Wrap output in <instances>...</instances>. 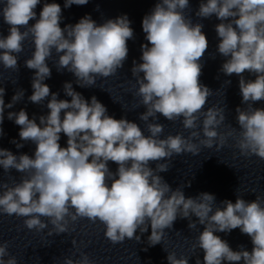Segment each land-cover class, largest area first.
<instances>
[{"label":"clouds","instance_id":"obj_1","mask_svg":"<svg viewBox=\"0 0 264 264\" xmlns=\"http://www.w3.org/2000/svg\"><path fill=\"white\" fill-rule=\"evenodd\" d=\"M88 2L65 0L64 7ZM39 3L40 0H0V16L10 26L9 34L0 36V63L4 68L17 69L16 54L23 51V41L31 36L34 52L25 66L36 71L33 93L28 99L42 104L51 95L46 105L49 113L39 117V124L35 118L29 119L23 109L8 113V119H14L20 126V139L33 142L36 148L34 157L16 156L0 148V166L4 171L15 169L26 174L14 186L0 184V189H4L0 193V213L27 217L24 225L29 230L42 231L51 224L49 236L66 233L69 221L99 220L105 225V237L113 244L126 238L140 242L137 230L143 234L150 225L149 246L161 243L165 229H171L177 217L188 219V227L195 228L196 222L190 219L194 214L199 224L205 225L197 237L198 244L193 245L204 251V264L223 261L264 264V206L259 196L251 202L237 196L235 203L225 200L221 202L223 207L213 211L216 203L213 194L186 198L180 188L173 190L159 175L169 169L167 163L159 161L174 154L199 153L193 138L200 136L195 129L201 115L205 139L199 140V144L212 148L218 138L219 149L235 132L233 129L225 135L216 130L225 121L224 109L212 107L202 111L212 93L199 80L200 61L208 49V40L203 25L193 24L184 14L189 0H158L142 20L148 43L141 46L142 62L133 61L131 72L139 85L136 95L146 108L139 119L146 123L148 136L135 122L109 116L95 96L89 103L73 89L72 83L64 84L70 101L58 99V94L51 93L43 83L51 76L46 61L53 49L58 54L57 70L73 73L80 87L94 86L98 76L115 75L127 60V41L134 36L128 17L123 15L97 25L86 15L75 25L62 29L60 5L45 3L36 20ZM196 15L202 18L215 15L221 21L215 26L219 38L217 50L227 59L220 70L226 76L239 77L242 103L249 105L247 110L236 109L240 129L236 147L241 155L264 159V109L252 106L264 100V0H202ZM31 20L36 23L29 26ZM246 71L254 74L255 80L246 81L243 75ZM4 95L5 89L0 87V125L5 108L10 109L23 99L24 90L16 91L7 105ZM158 113L168 121L182 117L183 127L193 131L188 138L180 134L159 138L164 125L148 123ZM61 133L67 137V147L59 143ZM12 143L17 148L23 147L15 140ZM109 161L118 165L115 173L110 170ZM151 162H156L155 169L150 167ZM41 217L47 218V223ZM237 228L251 238V252L243 248L234 251L215 235ZM167 260L169 264H189L188 257L177 258L174 252L168 253ZM0 264H17L16 257L8 252L7 242L0 243ZM64 264L92 262L81 253L79 260L67 258ZM196 264H201L199 259Z\"/></svg>","mask_w":264,"mask_h":264}]
</instances>
